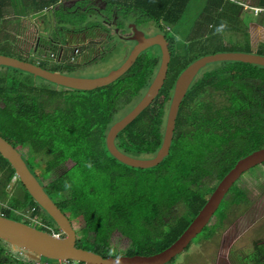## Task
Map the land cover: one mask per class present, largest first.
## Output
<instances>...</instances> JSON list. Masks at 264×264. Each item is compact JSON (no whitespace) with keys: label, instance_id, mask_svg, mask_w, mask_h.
Instances as JSON below:
<instances>
[{"label":"trees","instance_id":"16d2710c","mask_svg":"<svg viewBox=\"0 0 264 264\" xmlns=\"http://www.w3.org/2000/svg\"><path fill=\"white\" fill-rule=\"evenodd\" d=\"M71 1L74 4H67ZM191 1L0 0V34L1 28L8 25L9 11L14 17L12 24L15 22L16 28L23 25L24 31L29 29L26 20L40 19L45 25L51 22L50 36L54 42L63 44L56 54L59 55L61 49L69 54L79 49L82 54L78 63L85 66L105 62L118 51L119 43L125 41L117 33L111 32L106 38L100 33L107 29L102 22L104 19L116 18L121 35L128 23L137 28L151 25L155 32L162 31L171 51L167 81L157 98L115 139L116 147L123 153L135 158H150L162 142L168 101L176 77L196 59L218 52L202 53L206 47L202 38L221 29L231 32L230 24L242 16L240 5L229 3L228 6L227 0H195L202 8L194 22L195 29L186 36L181 52L173 55L172 40L166 33L179 23ZM94 2H102L104 8L95 10ZM260 5L264 8V0H260ZM235 28L245 33V25L237 24ZM24 31L18 32L19 35ZM0 38L2 55L37 64L51 72L62 73L65 68V74H69L71 70L69 62L64 63V60H59L61 66L58 62L48 69L44 60L37 63V54L25 56L10 44L8 36L0 35ZM100 39L106 43H101ZM146 51L123 76L92 91L57 89L54 84L42 79L37 81L28 73L0 67V136L14 148L28 147V154L41 157L38 169H33L26 161L40 184L49 178L53 169L64 166L62 174L43 184L44 190L66 216H79L80 222L75 228L76 246L104 258L148 256L167 248L189 224L188 219L177 215L176 207L182 204L194 218L213 188L204 186L203 178L212 176L220 180L240 158L254 149L251 143L240 140L243 136L256 140L264 137L261 118L264 116V67L218 62L222 65H214L211 71L192 83L184 97L168 156L149 169L132 168L118 162L109 154L105 137L112 124L141 99L156 73L160 54L147 55ZM244 52L252 53L248 48ZM254 54L264 55L262 51ZM49 57L46 55L45 60ZM216 93L223 100L217 106L200 100ZM205 108L209 115L202 118ZM35 170L40 175L34 173ZM10 182L13 189L21 192L20 196L6 191ZM3 202L7 207L1 209ZM14 213L17 218L12 217ZM0 215L25 224L41 220L42 225H34L39 230L61 233L1 156ZM116 234L128 244L122 252L115 248ZM256 248L255 263L264 264V240ZM13 260L30 264L12 258V253L0 241V264Z\"/></svg>","mask_w":264,"mask_h":264},{"label":"water","instance_id":"95a60500","mask_svg":"<svg viewBox=\"0 0 264 264\" xmlns=\"http://www.w3.org/2000/svg\"><path fill=\"white\" fill-rule=\"evenodd\" d=\"M132 35L125 40L134 42L126 59L116 69L96 78H84L48 71L37 64L0 54V67L12 68L42 79L56 86L77 90L92 91L105 87L123 76L135 63L138 56L147 49L157 46L160 62L156 74L146 92L137 104L109 128L105 145L109 154L118 162L139 169H149L159 165L169 154L178 111L186 92L200 69L216 62H241L264 67V55L246 52H217L202 56L189 64L177 77L172 98L168 107L162 142L156 154L150 158H135L121 152L115 145L117 135L133 122L158 96L167 76L171 59L169 43L165 36L156 33L146 37L144 32L131 27ZM117 32V30H116ZM123 38V37H120ZM0 156L12 167L32 200L50 217L61 233L39 230L35 226L9 219L0 215V241L10 250L22 256L28 263L41 259L52 261H76L82 264H168L181 254L198 236L218 209L224 195L237 179L246 171L264 162V148L239 159L222 178L208 197L204 206L192 219L184 232L167 248L153 255L119 256L104 258L93 251L76 246L75 228L69 218L56 206L44 190L42 184L29 169L22 155L8 141L0 136Z\"/></svg>","mask_w":264,"mask_h":264},{"label":"rangeland","instance_id":"374dc122","mask_svg":"<svg viewBox=\"0 0 264 264\" xmlns=\"http://www.w3.org/2000/svg\"><path fill=\"white\" fill-rule=\"evenodd\" d=\"M244 1L245 4H243L244 2H242V0H227L228 6L229 3L231 4L240 3L242 5L240 6L241 7L240 12L242 16L237 19V22L235 19L234 24H230L231 32H228L225 29L224 30L221 29L214 33L210 32L207 34L206 37L202 38L203 42L206 43L205 44L206 47L203 48L204 52L202 53H212L214 51L244 52L247 48L252 53H255L256 51H262L264 53L263 46H260L256 49V46H253L251 43V46L249 44V46L246 47V44L241 42L242 39L246 38L245 35L243 36L238 35L241 33L240 31H237V29L235 28L237 24L240 26L241 25L246 26L248 20L256 21V19L253 18L251 14L253 13V15L255 16V11L252 10L251 7H248L250 6V4L247 3L246 0ZM256 1H260V0H256ZM70 3H72V1L67 4ZM102 6H103L102 2H99L97 5V7L99 8H102ZM201 10L202 8L200 2L192 0L185 9L179 23L175 26L170 27V29L167 31L166 33L167 37H169L170 40H172L171 47H172L173 55H176L181 52L180 50L181 45L182 43H184L186 36L189 34V32H191L192 29H195L194 22L197 20V17L200 14ZM8 14H9L8 23H7L8 25L6 28L3 29L1 28L2 31L0 35L8 36V40L10 44L18 48L20 51H22V54H24L25 56L31 57L34 54H37L35 56L36 60L40 62L44 60L45 63L47 64L48 69H52L53 67L58 65L59 60H64V63H68V62H72L73 60H76L77 56L81 55L80 50H78L76 53H74L75 51H73V53L69 54L62 49L60 50L59 53L60 56L56 54V52L62 47L63 44L62 43L60 44L58 41L54 42L53 38L50 36V27L52 26L51 22L48 25H45L43 24V21H41L40 19L26 20V22L28 21V25L30 27L27 26L29 29H26V31H24L22 30L23 25L22 27L18 26L16 28L15 22H13L12 24V20H14L13 13L9 11ZM129 25L130 27L134 26L133 23H129ZM45 27L48 28L47 32H45L46 29ZM257 29H254V26L249 25V33L252 37V42L264 41L263 29L261 30L260 28H258V25H257ZM244 30H246V28H244ZM22 31L24 32L22 33L21 36L19 35V33ZM144 31L150 35L155 32L154 28L151 25L144 27ZM130 32L132 31L126 29L124 31V34L120 36L128 38L130 37ZM66 35L67 33H65V35L62 36V39H64ZM125 38L122 39L125 40ZM127 42H131V41L125 40L124 42H120L121 44L119 43L118 51H116L105 62L91 63L90 67L70 71V73L72 75H76L84 78H96L106 75L109 71L116 69L119 65H121L122 62L125 60V58L128 56L129 52L132 49L133 44ZM147 50L148 51L145 52V54L147 55H152L151 53L160 54V51H158L157 46H153ZM46 55L50 56L49 57L50 59H48L49 61L45 60ZM218 64L222 65V63H218V62L208 65L214 66ZM59 65L61 66V62H59ZM35 79H37V81H40L39 78H35ZM54 86L58 87L56 85ZM202 99L204 98L202 97ZM33 155L34 156H32V154L26 153L23 155V157L26 159L27 162L30 163V166L33 169H38L39 162H41L42 159L40 156H35V154ZM64 170L65 169L63 165H60L55 169H53L49 174V178L41 182L42 185L46 184L50 179H53L58 175L62 174ZM34 173L36 174L38 173V175H40L39 171L37 170H35ZM244 177L249 180H252L253 178L256 177L255 184L252 183L250 187L244 188L247 191V193L250 195V198L248 197L250 201L249 205L248 206L244 205L240 201H238V204L235 205L233 201L234 199L233 197H226L224 203L221 205L220 209L215 215L214 218L215 226L210 230L207 228L204 232L196 236L192 240L188 249L184 250L181 254L176 256L175 259L169 262L168 264H214L216 260L222 259L219 257L220 251L227 250L226 247L230 244H233L232 254H239L238 258L240 259L246 258V256H249L252 253V250L254 248V243L256 244L264 240V172L263 170L260 171L257 168L251 172H248ZM202 183L204 184V186H206L207 184L206 181L204 183L203 180ZM241 183L246 184L247 182L242 181ZM6 191L10 195H15V196L21 195V192L18 191V189L16 188L13 189L12 182L8 184V186L6 187ZM209 196L210 194L206 196V200L208 199ZM228 199L230 201H227ZM1 204H2L1 209L7 207L5 202ZM176 213L177 215H181L182 218L188 219L189 224L191 223L193 217L191 215H188L187 209L182 204L176 207ZM69 215L67 216L69 217L71 224L73 225L74 228H76L78 221L80 222L79 216L74 214L70 216ZM12 217L17 218V213H14V216ZM30 220H32V218L30 219L29 217V221ZM29 224L31 226L34 225L36 226V224L34 223L32 224L29 223ZM189 224L187 226H189ZM208 234H210V236L206 238ZM114 243L116 246L115 247L116 250H118L119 252H122L128 246V244L125 241H123L120 237H118L117 234L114 236ZM236 249L239 251H237ZM8 252L12 253L13 251L8 248ZM12 254L18 257L19 260H22L21 255L15 252H13ZM8 259L12 260L10 257H8ZM8 263L22 264L16 262L15 260H13L12 262L9 261ZM220 263L225 264V260L222 259Z\"/></svg>","mask_w":264,"mask_h":264},{"label":"flooded vegetation","instance_id":"af4514ba","mask_svg":"<svg viewBox=\"0 0 264 264\" xmlns=\"http://www.w3.org/2000/svg\"><path fill=\"white\" fill-rule=\"evenodd\" d=\"M98 3L99 2H95V4L93 3V5L95 6V7H93L95 10H99V9H103L104 8V5L102 6V8H99V7H97V5H98ZM72 4H74V2L72 1ZM96 11V12H97ZM100 14V13H99ZM101 15V14H100ZM93 18H96V16H94ZM95 20V19H94ZM96 21V20H95ZM102 22H103V24H105V26L107 27V29L106 30H103L102 32H100V33H104L103 35H104V37L106 38L107 36H110V34H111V32H113V33H117L118 32V35L117 36H119V38L120 37H123V36H120L121 35V31H120V29L116 26V18H113V19H111V20H106V19H104V20H102ZM127 29L128 30H130L131 31V27H130V25H129V23L127 24ZM137 29H139V30H141V31H143L144 32V35L146 36V37H148V36H152V35H154V34H156V33H161V34H163L164 36H165V34L161 31H156V32H154L153 34H148L147 32H145L144 31V28H137ZM94 30H96V29H94ZM99 30H101V28L99 29ZM99 30H97V32H99ZM108 30V31H107ZM116 30H117V32H116ZM94 33H95V31H94ZM123 35V34H122ZM132 35V32H130V36ZM123 38H125V37H123ZM165 38H166V36H165ZM120 39H122V38H120ZM167 39V38H166ZM99 41H102L101 43H106V41H103L102 39H100ZM168 41V40H167ZM132 42V41H131ZM168 43H169V41H168ZM133 46H134V42H133ZM132 46V47H133ZM169 46H170V43H169ZM79 49H75L74 51V53H76L77 51H78ZM80 52H81V54H82V51L80 50ZM79 56H81V55H79ZM79 56H77V59L76 60H73L72 62H69V67H71L70 69L71 70H69V73H70V71H74V70H79V69H84V68H86V67H90V63H88V64H86L85 66L84 65H80L79 63H78V58H79ZM59 60V59H58ZM170 61H171V59H170ZM59 62V61H58ZM169 64H170V62H169ZM214 66H209V65H207V66H205V67H203L202 69H200L199 70V72L196 74V76L194 77V79H193V81H192V83H194L197 79H199V78H201L207 71H211L212 70V68H213ZM64 69V71L62 72V74H65V73H67V70L65 69V68H63ZM158 69V68H157ZM184 70V69H183ZM182 70V71H183ZM157 71V70H156ZM168 71H169V65H168V70H167V76H166V79H165V81H164V84H165V82L167 81V78H168ZM181 71V72H182ZM180 72V73H181ZM156 74V73H155ZM66 75H71V76H76V75H72L71 73L70 74H66ZM155 76V75H154ZM179 76V75H178ZM177 76V77H178ZM77 77H79V76H77ZM177 77H176V79H177ZM154 78V77H153ZM175 79V80H176ZM153 80V79H152ZM151 83V82H150ZM192 83H191V85H192ZM174 84H175V81H174ZM190 85V86H191ZM164 86V85H163ZM190 86H189V88H188V90H187V92H186V94L188 93V91H189V89H190ZM60 86H58V87H56L57 89L59 88ZM173 87H174V85H173ZM147 90V89H146ZM160 92V91H159ZM172 94H173V89H172V92H171V95H170V99H169V101H168V107H169V104H170V101H171V98H172ZM186 96V95H185ZM204 99H202V97H201V99L200 100H202L203 102L205 101V103H209V106L210 105H213V106H217L218 104H220V103H222L223 102V100H221L222 99V96L221 95H219V94H210V95H205V97H203ZM251 100H254V95H251ZM183 101V100H182ZM225 102V101H224ZM168 107H167V111H168ZM180 109V108H179ZM207 112V108H205L204 110H203V112H201L202 113V118H203V116L204 117H208V112ZM178 113H179V111H178ZM166 115H167V113H166ZM177 117H178V115H177ZM262 118V121H263V126H264V116L263 117H261ZM165 121H166V116H165ZM164 126H165V122H164ZM175 128H176V125H175ZM163 132H164V128H163ZM174 136V135H173ZM242 142H249V143H251L252 144V147L254 148L250 153H252V152H254V151H256V150H259V149H263L264 148V137L263 138H259V139H254V138H251V137H249V136H243L241 139H240ZM240 140H238V142L240 141ZM18 150V152L22 155V157H23V155L24 154H26V153H28V147H23V148H18L17 149ZM122 152V151H121ZM249 153V154H250ZM248 155V154H247ZM245 157V156H244ZM243 158V157H242ZM23 159L25 160V162H26V159L23 157ZM241 159V158H240ZM27 163V162H26ZM28 164V163H27ZM60 166V165H59ZM233 168V167H232ZM231 168V169H232ZM258 168V170H263V172H264V162L263 163H261V164H259V165H256L255 167H252L251 169H249L248 171H246V172H244L238 179H237V181H235V183L228 189V191H227V193L224 195V197H223V199H222V201H221V203H220V205H219V207H218V209L215 211V213H214V215L212 216V218L209 220V222H208V224L203 228V230L204 229H212L214 226H215V221H214V218H215V215H216V213L218 212V210L220 209V207H221V205L224 203V200H225V198L226 197H233L234 199H233V201H234V204L235 205H237L238 204V201L240 200V201H242L243 203L242 204H244V203H248V205H249V203H250V201H249V199H248V197L250 198V195L247 193V191L244 189L245 187H250L251 185H252V183L253 184H255L256 183V177L255 178H253L252 180H249V179H246L244 176L248 173V172H251V171H253V170H255V169H257ZM229 172V171H228ZM225 175H223L221 178H220V180H217V177H209V178H207V177H205V178H203V182L205 183V181H206V186H211V187H213L212 188V190H211V192H210V195H211V193L214 191V189H215V187L219 184V182L222 180V178L224 177ZM242 181H246L247 183L246 184H243V183H241ZM209 182H211V183H209ZM204 185V184H203ZM207 201V200H206ZM227 201H230L229 199L227 200ZM244 205H246V204H244ZM247 205V206H248ZM210 225V226H209ZM202 233V232H201ZM210 236V234H208L207 236H206V238H208ZM257 244H259V243H254V250L252 251V253L249 255V256H251V263H253V264H256L255 263V259H254V254H255V252H256V247H257ZM41 260H43V259H41Z\"/></svg>","mask_w":264,"mask_h":264},{"label":"crops","instance_id":"0c3cea01","mask_svg":"<svg viewBox=\"0 0 264 264\" xmlns=\"http://www.w3.org/2000/svg\"><path fill=\"white\" fill-rule=\"evenodd\" d=\"M242 2H244L243 4H245L244 0H242ZM246 2L250 4V6H248V7L264 9L260 5V1L246 0ZM238 5L242 6L240 3H238ZM251 14H252V17L256 19V21L248 20L247 24H246V30L243 29V31L245 33L240 31L241 34H238V35H240V36L247 35V37L242 39L241 42L246 44V45H248V46H249V44L251 46V43H252V45L256 46V49H257L259 47V44H261V43L264 44V41L252 42V37H251V35L249 33V25L254 26V29H257V25H258V28H260L261 30L263 29V31H264V20H263V18H264V10L258 12L257 13L258 15L255 14V16L253 15V13H251ZM257 30H259V29H257ZM30 221H32V220H30ZM232 248H233V244H230V245H228L226 247L227 250L220 251L219 257L225 260V264H253V263H251L252 261L250 260L251 256H246V258H241L240 259V258H238L239 254H232L233 253V249ZM253 250H254V248H253ZM237 251H239V250H237ZM222 259L216 260L214 264H221L220 262L222 261Z\"/></svg>","mask_w":264,"mask_h":264},{"label":"built area","instance_id":"2783aa9c","mask_svg":"<svg viewBox=\"0 0 264 264\" xmlns=\"http://www.w3.org/2000/svg\"><path fill=\"white\" fill-rule=\"evenodd\" d=\"M252 10L255 11V14H257L258 12L264 10V9H261V8H252ZM42 60V59H41ZM40 61H38L37 63H39ZM34 224L36 225H42L41 223V220H34L33 221ZM53 233V232H52ZM55 236H58L57 234L54 233ZM13 253V252H12ZM16 253V252H15ZM18 254V253H17ZM20 255V254H19ZM12 258H15V259H19L18 257H16L14 254H12ZM10 264V263H8ZM30 264H82L80 262H76V261H71V260H66V261H47V260H41L39 262H32Z\"/></svg>","mask_w":264,"mask_h":264}]
</instances>
